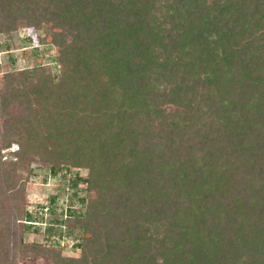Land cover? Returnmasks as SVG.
<instances>
[{
  "label": "trees",
  "instance_id": "obj_1",
  "mask_svg": "<svg viewBox=\"0 0 264 264\" xmlns=\"http://www.w3.org/2000/svg\"><path fill=\"white\" fill-rule=\"evenodd\" d=\"M36 19L59 74H4L0 264H264V0H0V32ZM33 161L88 169L46 228L78 256L21 241Z\"/></svg>",
  "mask_w": 264,
  "mask_h": 264
},
{
  "label": "rangeland",
  "instance_id": "obj_2",
  "mask_svg": "<svg viewBox=\"0 0 264 264\" xmlns=\"http://www.w3.org/2000/svg\"><path fill=\"white\" fill-rule=\"evenodd\" d=\"M49 25L41 19H36L31 24L20 20L15 29L0 32V94L5 88L4 74L8 70L19 71L26 66L40 65L54 77L59 74L58 64L54 60L56 48L50 42ZM16 148L12 144L9 148L0 150L1 161H7L11 157V151ZM23 168L30 171L24 186L22 205L24 211L31 214L32 221L27 223L29 227L24 229L21 241L46 247L58 245L56 247L61 250L62 255L78 256V245L84 237L82 230L63 226L57 228L54 234H49L46 228L50 224L49 219L55 215L64 219L69 213L77 214L85 210L87 192L86 183L82 179L88 176V169L62 164L57 168L40 161H33L29 168L26 165ZM74 180H77L76 187L71 185ZM22 262L17 255V264ZM32 264H50V261L41 257Z\"/></svg>",
  "mask_w": 264,
  "mask_h": 264
}]
</instances>
